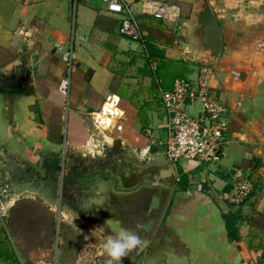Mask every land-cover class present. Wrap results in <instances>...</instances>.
Returning a JSON list of instances; mask_svg holds the SVG:
<instances>
[{"label":"crops","instance_id":"obj_1","mask_svg":"<svg viewBox=\"0 0 264 264\" xmlns=\"http://www.w3.org/2000/svg\"><path fill=\"white\" fill-rule=\"evenodd\" d=\"M124 1L135 12L142 41L120 33L121 15L109 12L103 0H0V72L20 60L31 70L36 89L33 94L0 92V200L5 205L0 264H21L8 239L5 217L12 219L17 211L22 216L31 212L34 221L41 218L38 226L43 231L37 232L43 236L38 239L45 238L43 225L52 223V216L57 215L67 230L73 224L66 217L70 210L55 193L33 186L42 156V162L53 161L45 177L62 172L54 161L65 142L60 121L66 100L76 119L83 109H100L106 94L119 96L121 128L116 129H126L125 140L139 153L137 149L146 151L148 145L138 138L137 129L152 132L150 142L168 139L161 92L171 89L177 77L198 78L200 67L210 64L192 33L200 11L197 0H169L181 4L175 23L143 13L142 0ZM209 2L223 35L221 54L210 65L211 93L228 108L225 156L219 164L189 158L173 163L178 171L175 189L150 246L135 264H264V0ZM57 45L73 53L71 62ZM148 45L163 58L150 57ZM66 64L73 74L67 92ZM187 111L202 115L198 103L188 104ZM68 146L75 150L83 141ZM257 154L261 160L253 170ZM237 167L246 169L254 183L240 205L225 198ZM226 213L236 214L239 238L230 236ZM52 250L53 237L26 246L23 264L27 256L31 264H49ZM59 256L70 264L68 252Z\"/></svg>","mask_w":264,"mask_h":264},{"label":"built area","instance_id":"obj_2","mask_svg":"<svg viewBox=\"0 0 264 264\" xmlns=\"http://www.w3.org/2000/svg\"><path fill=\"white\" fill-rule=\"evenodd\" d=\"M103 2L109 12L121 15L119 30L122 35L136 41L143 40L138 20L130 4L124 0H103ZM141 11L167 23H175L181 16L182 8L179 2L142 0ZM57 48L63 53L65 60L72 61V52L63 50L60 45H57ZM212 75L211 65L203 64L198 78L192 80L187 77H178L171 89L161 92L162 105L169 120V135L164 147L166 156L172 163L180 158H189L219 164L225 156V146L228 141L225 117L228 108L211 93ZM119 101V96L113 93L105 95L103 106L91 112L97 127L121 128L117 122V117L120 116H116V112L119 111ZM195 103L201 105L202 115L200 116H194L187 111V105ZM105 107L113 111L106 114L110 118L107 124L103 116H99ZM231 183L232 187L225 193V198L236 205L245 203L254 190V183L249 172L242 167L235 168L231 175ZM4 211L5 205L0 200V216L4 214Z\"/></svg>","mask_w":264,"mask_h":264},{"label":"water","instance_id":"obj_3","mask_svg":"<svg viewBox=\"0 0 264 264\" xmlns=\"http://www.w3.org/2000/svg\"><path fill=\"white\" fill-rule=\"evenodd\" d=\"M192 33L197 48L213 65L221 54L223 35L209 0H201ZM25 68L26 64L17 60L13 66L6 68L3 73L0 72V92L35 93L31 70ZM110 144L109 142L108 145ZM70 151L75 152L73 149ZM259 154L254 157L253 170L260 163ZM120 160L121 164L108 166L110 176L117 181V188L105 177L100 189L96 190L93 204L101 214L103 222L108 219L113 223L119 222L121 226L136 231L144 241L140 249L122 259V262L134 264L148 249L159 228L175 189L178 171L175 164L166 156L165 149L149 153L143 160L135 159L131 154L122 156ZM79 192H83L81 204L86 207V186L82 185ZM98 234L106 238L103 231L99 230ZM96 237L92 233V241H95Z\"/></svg>","mask_w":264,"mask_h":264},{"label":"rangeland","instance_id":"obj_4","mask_svg":"<svg viewBox=\"0 0 264 264\" xmlns=\"http://www.w3.org/2000/svg\"><path fill=\"white\" fill-rule=\"evenodd\" d=\"M197 1L199 3L201 2V0H197ZM65 67H66V71H65L64 81L67 86L65 88V91L67 92L69 78H73V74L70 71L72 68L70 65L66 64ZM63 109H64L65 118L64 119L62 118V120L60 121V128L62 129L63 141L67 142V144L63 142L62 150L61 153L59 154V158L56 159V161H54V163L57 164V167L61 168L60 170H62V172L55 171V177H51V176L45 177L47 175V167L49 166L50 163L53 164V161L50 162L49 159H46L45 162H42L41 161L43 160V156H42L40 162L36 163V167L39 168V171L37 170L39 176H37L38 181L35 180L33 186L37 189L40 188L41 192L55 193V195L58 197L61 203L65 205L66 211H69L68 209H72V208L75 209L79 208L78 204L74 201L70 189H68L66 185L69 183L71 185L79 184V179L82 177L81 175H83L81 174L82 172H79V170L85 171L86 161L92 163L93 167H97V166L99 167L100 165H104L108 162L116 161L117 158L112 156L113 154L119 155V157L127 156L128 154H131V156H133L135 159L138 158L140 160H143L147 158L149 153L159 150L160 147L166 144L167 138L166 139L164 138L165 140L162 138H160L159 140L156 139L155 141H153L154 143L150 142V140L152 141L154 139L153 138L154 136L150 135L152 132L148 134L147 128L143 127L141 129H137L136 135L139 136L138 138H140L145 143H147L148 147L147 146L144 147V149L146 148V151L145 150L142 151L141 148L137 149L139 152L137 153V151L135 152L132 150L133 147L130 146V144H128V142L125 140V134H124V132L126 131L125 128H124L125 129L124 132L122 131L123 129L119 131L115 127L113 128L112 126L101 129L95 125L91 113H87L86 109H83L82 115L78 114L77 118L75 119L73 118L75 114L74 107L69 100H66ZM106 118L109 117L107 116ZM105 122H106L105 124H107L109 120ZM78 141H83V146L75 148V150H77V153H75L74 155L76 156H74L69 151L73 147H69L68 144ZM109 142L111 143L110 145H108ZM106 154L108 155V157H106ZM64 170H68V173L65 172ZM65 173H67V176H69V181L67 180ZM77 175L80 176L78 177ZM101 175L102 177H99ZM70 176H73V179H71ZM86 178L87 175H85V177L83 176L82 178L81 183L83 185L86 184ZM101 178L103 182H101ZM104 178L105 177L103 176V173H99L96 176L91 177V179L93 180V184H92L93 190L100 189V184L104 183ZM36 182H38V184ZM30 213L31 212H29V215L24 214V216H22L19 212L17 213L16 211L12 219H9L8 217L7 218L5 217L3 219L4 227L7 231L8 239L10 240L12 249L14 250L15 257L21 262V264H23V259H25L26 246L37 245L39 243H46V242L48 243L49 239H51L52 237H53L52 251H54L53 253L54 256H57V254L60 252L69 251L70 253H72L73 251H75L73 253L74 261L72 260L73 263H71L74 264L75 258H79L78 254L80 253V251H85L80 243L82 231L75 226V223H73V227L72 225H69L70 226L68 228L69 230H67L65 223L61 222L59 220V217L56 215L49 218L50 220H52V223L48 222V224H45V226L43 225V228L46 230L45 238L40 237V239H38L37 236L41 234H39L37 230L42 229L40 226H38V224H40L41 218H38L34 221L32 219L34 215ZM66 235L76 240L74 245L69 244V246L74 248L73 250L68 246L66 239H64ZM25 240H27V242H23ZM68 247L71 250H68ZM93 249H94L93 257L97 261V264H106V262L102 261L103 257L101 255L98 256L95 255V253H99L100 249L99 250L97 248H93ZM63 255L66 257L64 253ZM69 255L70 254H68V257ZM82 263L86 264L87 262H82Z\"/></svg>","mask_w":264,"mask_h":264},{"label":"flooded vegetation","instance_id":"obj_5","mask_svg":"<svg viewBox=\"0 0 264 264\" xmlns=\"http://www.w3.org/2000/svg\"><path fill=\"white\" fill-rule=\"evenodd\" d=\"M113 154V153H112ZM112 156H114L116 159V161L114 162H108L104 165H100L99 167H93L92 163L86 161L85 162V171L83 170H79V172H82L81 175L82 177L79 179V184L77 185H71L70 183L66 185V187L68 189H70V192L74 198V201L78 204L79 208H72L69 209L70 210V214L68 216H66L68 218V220H70V222L75 223V226L77 228H79L82 231V236L80 239V243L83 246V249L85 251H80V253L78 254L79 258H75V263L74 264H83L82 262H87L86 264H97V261L95 260V258L93 257L94 254V249L93 248H97L102 249L103 250V242H104V238L98 234V231L101 230L103 231V233L105 234V236H110L111 235V227L109 226V224L107 222H103L102 218H101V214L98 212L97 208L94 206L93 204V200L94 197L96 196V190H93L92 184H93V180L91 179V177L96 176L99 173H103V176L106 178H109L108 182L113 183L114 187L117 188V181L116 179H114V177H111V172L108 169V166L112 165V164H116V163H122L119 155H115L113 154ZM106 157H108V155L106 154ZM65 172L68 173V170H64ZM67 173H65L67 180L69 181V176H67ZM70 173V172H69ZM85 175H87L86 178V190H87V196H86V207L83 206V204H81V200H83L82 198V193L83 192H79L82 189V178L83 176L85 177ZM78 177L80 175H77ZM71 179H73V176H70ZM76 177V176H75ZM74 177V178H75ZM70 194V193H68ZM68 196V195H67ZM85 207V208H84ZM75 215V216H74ZM73 225V224H72ZM88 227L90 229H88ZM92 233L98 234L99 238L96 237L95 241H92ZM72 241V242H71ZM76 242L75 239L73 238H68L67 240V244L69 246V244L74 245ZM98 244V246H97ZM72 250L74 248H72L71 246H69ZM68 247V250H71ZM81 250V249H80ZM69 255V261L70 264L73 263V258H74V252L70 253L69 251H67ZM97 252V251H96ZM54 251L51 252L50 257L48 258V263L49 264H67V263H62L61 261L64 260V257H60L59 253L57 254V256H54ZM96 256L101 255L102 261L106 262L108 257L106 254H103V252H99V253H95ZM71 256V257H70ZM142 257V256H141ZM141 257L135 261L138 262ZM26 261L27 264H31L32 261L28 258V256L26 257ZM73 260V261H72ZM134 263V264H135ZM122 264H127L125 262H122Z\"/></svg>","mask_w":264,"mask_h":264},{"label":"clouds","instance_id":"obj_6","mask_svg":"<svg viewBox=\"0 0 264 264\" xmlns=\"http://www.w3.org/2000/svg\"><path fill=\"white\" fill-rule=\"evenodd\" d=\"M106 222L113 232V235L107 236L103 242V254L108 257L106 264H122V259L140 249L144 241L136 231L121 226L119 222L113 223L111 219ZM95 235L99 238L98 234Z\"/></svg>","mask_w":264,"mask_h":264},{"label":"trees","instance_id":"obj_7","mask_svg":"<svg viewBox=\"0 0 264 264\" xmlns=\"http://www.w3.org/2000/svg\"><path fill=\"white\" fill-rule=\"evenodd\" d=\"M149 48V55L153 58H163L162 54L160 52H154L152 45H148ZM157 75L160 77L162 74L160 73V70H157ZM178 78V77H177ZM175 80V79H174ZM227 228L229 231V234L232 238H239V228L236 225V214L235 213H226L224 214Z\"/></svg>","mask_w":264,"mask_h":264},{"label":"bare ground","instance_id":"obj_8","mask_svg":"<svg viewBox=\"0 0 264 264\" xmlns=\"http://www.w3.org/2000/svg\"><path fill=\"white\" fill-rule=\"evenodd\" d=\"M108 112H113L110 108H108V107H105L104 109H103V112L99 115V116H103V118L105 119V121H107V120H110V118H106L107 117V113Z\"/></svg>","mask_w":264,"mask_h":264}]
</instances>
